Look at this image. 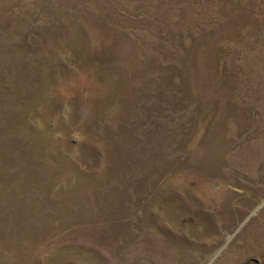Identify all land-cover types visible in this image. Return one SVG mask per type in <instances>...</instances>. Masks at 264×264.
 Returning <instances> with one entry per match:
<instances>
[{
	"label": "rangeland",
	"instance_id": "rangeland-1",
	"mask_svg": "<svg viewBox=\"0 0 264 264\" xmlns=\"http://www.w3.org/2000/svg\"><path fill=\"white\" fill-rule=\"evenodd\" d=\"M0 264H264V0H0Z\"/></svg>",
	"mask_w": 264,
	"mask_h": 264
}]
</instances>
